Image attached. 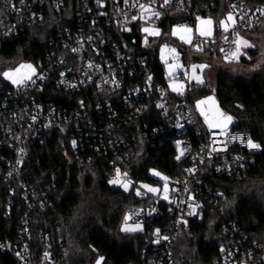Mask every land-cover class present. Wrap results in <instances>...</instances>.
<instances>
[{
  "label": "trees",
  "instance_id": "16d2710c",
  "mask_svg": "<svg viewBox=\"0 0 264 264\" xmlns=\"http://www.w3.org/2000/svg\"><path fill=\"white\" fill-rule=\"evenodd\" d=\"M185 1L197 10L199 17L213 20L214 41L201 43L202 51L172 37L173 26L185 19L176 3L163 11L158 22L161 35L150 38L144 48L138 24L106 27L105 20L94 18L99 41L105 42L102 49L106 57L112 58L114 66L116 50L124 58H133L130 62L123 60L125 67L120 63L119 67L125 69L135 65V57L144 59L143 67L139 65L140 72L132 77L125 75L120 87L113 91H102L91 85L71 92L55 83L59 69L81 65L80 59L66 52L63 28L75 35L81 26L88 29L93 20L94 15L86 16L76 0L66 1L60 12L47 9L42 19L29 23L16 38L2 43L0 72L20 63H31L39 70H46L49 79L43 86L28 91V97L66 116L60 120L62 129L50 128L39 139L28 140L27 157L12 184L15 195L8 214L4 198L7 188L0 177V241L11 239L10 233L27 207L20 198L18 184H22L29 191L45 194L48 201L44 211L31 213V244L39 247V228L44 222L53 224L62 238L63 264H96L101 257L103 264H142L146 258L153 257L154 251L148 244L150 231L167 218L153 219L142 231L123 232L124 217L132 209H143L151 202L148 197L137 194V186L123 190L110 186V181L115 177L116 168L122 165L138 186L154 184L150 171L167 178L183 175L191 160L176 159L177 145L182 137H188L196 146L197 133L193 127L182 133L171 129L156 109L155 100L159 91L163 92L172 112L183 102L193 105L213 92L219 108L232 117L231 128L248 133L261 151L236 177L218 175L207 164L201 166L202 182L196 186L203 203L202 219L178 234L171 248L172 258L179 264H215L223 253L230 251L238 263L264 264V67L251 68V60L257 55L252 50L235 63L227 61L216 42L222 34L219 22L234 3L239 17L245 11L264 7V0ZM195 22L192 18L190 24L194 26ZM263 25L261 22L252 28H239V37L259 35ZM165 43L180 52L185 67L194 63L208 65L203 70V84L189 83L182 94L169 89L159 61V48ZM60 57L66 62L64 66L56 64ZM213 62L219 66L210 82ZM149 77V98H134L132 91L148 86ZM9 89L0 76V103L6 100ZM70 112H76L75 116L70 117ZM71 140L76 141L75 148ZM4 151L0 149V166L9 157ZM0 264L16 262L9 253L0 251Z\"/></svg>",
  "mask_w": 264,
  "mask_h": 264
},
{
  "label": "built area",
  "instance_id": "2783aa9c",
  "mask_svg": "<svg viewBox=\"0 0 264 264\" xmlns=\"http://www.w3.org/2000/svg\"><path fill=\"white\" fill-rule=\"evenodd\" d=\"M66 1L71 0H0V47L5 41L16 38L29 23L42 19L47 9L52 8L56 12H60ZM76 1L79 2L76 4L77 6L80 4L86 16L89 17L92 14L94 16L91 26L87 27L88 29L81 26L75 35H71L68 28H63L62 30L63 35L67 39L65 43L66 52L74 58L80 59L81 65L75 68L67 66L59 69L55 83L58 87L71 92L91 85H96L102 91H113L120 87L125 75L128 77L135 76L140 72L139 65H143V57L137 56L135 57L134 66L126 69L119 67L120 63L125 67L123 60L126 59L130 62L133 58L130 56L124 58L125 56H121L120 52L116 50L114 58L116 59L117 67L114 66L112 58L106 57L102 49L105 42L99 41V30L94 29L93 26V23L96 24V19L94 20V18L105 20L106 27L116 24L121 28L127 23L138 24L142 34L141 46L144 48L150 38L157 36H148L147 43H145L146 33L142 29L146 26L158 28V22L162 18L163 11L171 8L175 3L177 4L176 8L184 12L185 19L174 25L173 28L182 24L192 28L193 25L190 24L192 18L197 21V17H199L197 10L190 8L185 0H169V4L164 8H160L163 3L154 0L153 10L159 11L160 17L158 20L153 19L150 24H146L144 20L139 18L136 20L131 19L134 15L139 17L141 10L130 5L133 3L147 4L148 0H129V4H125V0ZM236 4L234 3L233 5ZM233 5L230 12L234 15L236 24L227 33L220 29L222 34L216 40L219 50L223 48L226 52L235 48V45L230 43V41L235 39L233 33L238 32L239 28L248 29L264 22V16L257 11L258 9L264 10V7H258L252 12L245 11L244 14H240L237 17ZM126 17L127 19H125ZM238 18L240 19L239 21ZM225 36L228 37V43L224 40ZM199 40L202 43L214 41L213 38L205 39L203 37H199ZM186 46L190 47L189 45ZM72 49H78V51L73 52ZM220 53L225 59V53L221 51ZM88 62H92L93 68H87ZM65 63V60L60 57L56 64L64 66ZM57 65L56 67H58ZM190 66L186 68L190 69ZM61 73L65 75L61 76ZM85 73L90 74L91 79ZM41 75L44 77L42 80L37 78ZM113 78H115L116 84L110 82ZM33 79L35 80L34 84L29 81L21 86L12 87L2 78L3 82L8 84L10 88L6 91V100L0 103V149L5 150L9 154V157L0 166L1 182L7 188L4 197L7 200L5 204L7 214L10 211V201L15 195L12 184L20 175L23 162L27 157L26 145L28 140L39 139L41 133L50 128L62 129L60 120L66 116L65 113H61L52 107H45L43 104L37 103L28 97V91L39 88L47 82L49 73L44 69L39 70L36 68V76H33ZM176 79L185 82L186 87L189 85L188 80L182 77V74H179ZM105 80H108L109 83H105ZM61 81L64 82L61 83ZM71 85H75V87ZM149 86H151L150 83H148V86L139 87L133 90L131 95L134 98L148 99L150 96ZM165 98L166 95L159 91L158 98H156L154 104L156 109L167 119L169 127L179 133L193 127L198 136V144L193 146L188 137H182L179 140L177 155L181 149H185L184 155L180 159H190L191 165L183 175L168 178V191L166 193L164 191L165 181L162 179L164 176L154 175L153 171H150V174L155 179L154 184L144 183L138 186L129 171L123 168V165L122 167H117L120 169L121 174L127 173L126 178L123 175L121 176L122 182L128 183L129 188L137 186L136 192H139V196L142 198L148 197L151 202L150 205L143 209H132L128 213V215H131L129 223H139L143 230L144 225L153 221V219L159 217L162 219L167 218V220L164 219L161 224L153 227L150 231L148 244L152 247L154 254L153 257L146 258L142 264H179L173 260L171 248L178 234L188 230L192 222L200 221L203 215V203L199 198L200 192L196 186V184H201L202 182L199 177L201 166L207 164L218 175L236 177L253 163L254 155L261 151L260 147L258 149L248 148L246 146L247 139H251V136L248 133L232 129L231 123L224 129L213 128L210 130L205 123L204 116L201 115V110H203L210 117L204 104L198 109L196 106L197 102L193 105L183 102L176 110L170 112ZM158 104H163V108L157 107ZM75 114L76 112H70L69 115L74 117ZM213 116L215 117L216 114H213ZM213 133H216V135H213ZM233 137L244 138V142L242 143L240 139L234 140L232 139ZM72 141L74 140H71V145ZM213 141L216 142L213 143ZM213 148L218 150L212 151ZM21 149H23V153H21ZM143 185L156 188L158 191L155 193L150 192L147 188L142 187ZM18 188L21 191L20 198L25 201L27 207L19 215L15 229L10 233L11 239H6L5 242L0 241V251L9 253L16 264H63L62 262L65 258L64 246L62 238L55 230L53 224L44 222L39 228L38 237L41 243L39 247L36 244H31L33 227L30 216L33 211H44L48 207L47 196L43 193L38 194L29 191L22 184H18ZM165 195H167V199H164ZM189 205H199L195 209V214H190L192 209ZM135 213H138V215ZM157 230H159V237H161L158 243ZM162 237H167L168 239L164 240ZM45 253L48 255L46 256ZM222 255L220 261L215 264H243V262L238 263L234 253L230 251Z\"/></svg>",
  "mask_w": 264,
  "mask_h": 264
},
{
  "label": "snow or ice",
  "instance_id": "6c2138e0",
  "mask_svg": "<svg viewBox=\"0 0 264 264\" xmlns=\"http://www.w3.org/2000/svg\"><path fill=\"white\" fill-rule=\"evenodd\" d=\"M99 2V0H98ZM125 4H129V0H125ZM153 4H154V0H148L147 4L144 3H139V4H131V7H138L141 11H140V15L139 17L137 16H132L131 19L132 20H136V19H142L145 21L146 24H150L153 19H159L160 17V12L159 11H154L153 10ZM169 4V0H164L163 4L160 5V8H164ZM233 8H235V5H233ZM257 11L260 12V15L264 16V10H260L258 9ZM127 19V17L125 18ZM241 19H243V17H241ZM197 21H198V25L197 28L195 29V36L193 35V29L191 27H188L187 25H178L176 27H174L172 29L171 35L173 37H178L180 39V41L186 45H189L191 48H193L196 51H202V47H200V44L202 43V41L199 40V37H211L213 35V20L211 18H207V19H203L201 17H197ZM236 24V20L234 18V15L230 12L225 20H221L219 22V27L223 30L224 33H227L229 31L230 28H233ZM126 30H130V29H126ZM142 31L144 33H146L145 36V43H147V38L148 36H159L161 35L160 31L158 28H153L151 26H146L142 29ZM235 36V39H233L232 41H230V43L235 45L234 49H230L229 51H225V49L221 48L220 51L225 53V59L228 60L229 62L233 61V60H238L239 59V55H240V51H241V45H243L244 47H248V41L247 40H243L239 37V33L238 32H234L233 33ZM91 39V38H89ZM224 40L226 43L229 42L228 37L225 36ZM195 41V42H194ZM73 52L78 51V49H72ZM160 52H161V59L164 60L166 63H168L167 60V56L170 55L173 59V61L177 60L179 57V52L175 47H169V45L167 43H165L163 46L160 47ZM167 53V55H166ZM93 64L92 62H88L87 64V68L91 69L93 68ZM99 67V66H96ZM169 67V75H173V72L178 69V68H183V65L177 64L175 62L173 63H169L168 65ZM208 65L206 64H193L190 66V71L192 73V79L196 80L197 83H203V80L196 75L197 70L199 69V71L202 73L203 70L205 68H207ZM189 70H184V72L182 73V77H187L188 75V71ZM89 79H91V75L88 73H85ZM64 73H61V76H64ZM0 76H3L4 79L11 81L12 84L17 85V86H21L23 84H25L26 82H31V83H35V80L33 79V76H36V68L31 65V64H20L18 67H16L15 69H10L8 71H3L0 72ZM38 79H44V77L38 76ZM149 83L151 82V77L148 78ZM64 81H61V83H63ZM105 83H109L108 80L104 81ZM111 83L116 84V80L115 78H113L111 81ZM83 83V81H82ZM72 87H75V85H71ZM118 86V85H117ZM170 87L172 89V91L174 92H181L182 94V89L184 88L183 84H170ZM209 101H212V97H208L207 100H200L197 102V108L199 109L201 107V105L208 103ZM157 107H161L163 108V104H158ZM201 115L204 116V120L205 123L208 125L209 129H213V128H219L221 127V124H223V127H227V125L229 123H231L232 121V117L231 116H225L223 113H216V116H218L220 119H217L216 117H213V119H209V115L204 112L203 110H201ZM213 135H216V133H213ZM232 139H240L241 142H244V138H237V137H233ZM216 141H213V143H215ZM72 145L75 148L76 147V141H72ZM248 148L250 149H258L260 147L259 144L254 143L250 138L247 139V145ZM218 149L213 148L212 151H217ZM185 149H181L179 154L177 155L176 159L179 160L183 155H184ZM21 153H23V149H21ZM211 155V153H210ZM188 171H193V170H188ZM154 175L160 176L161 174L159 172H155L153 171ZM123 175V177H127V173H123L121 174V171L119 168H116L115 170V178L113 180L110 181V183L112 184H122V186L125 188V190L128 189V183H123L121 176ZM162 179L165 181L164 184V191L165 193L168 191V178L167 177H162ZM142 187L147 188L148 191L150 192H157L158 189L156 188H151L147 185H143ZM139 195V192L137 193ZM164 199H167V195L164 196ZM189 207L192 209V212L190 214H195V209L197 207H199V205H189ZM136 215H138V213H135ZM131 219V215H126L124 217V226L122 227V231L124 232H135L138 230H142V226L139 223H134V224H129L128 221ZM157 243L159 242V239H161V237H159V230H157ZM162 239L167 240V237H162ZM45 255L47 256L48 254L45 253ZM96 264H103V258L101 257L99 260H97Z\"/></svg>",
  "mask_w": 264,
  "mask_h": 264
},
{
  "label": "rangeland",
  "instance_id": "374dc122",
  "mask_svg": "<svg viewBox=\"0 0 264 264\" xmlns=\"http://www.w3.org/2000/svg\"><path fill=\"white\" fill-rule=\"evenodd\" d=\"M229 14V13H228ZM227 14V15H228ZM261 29V32L259 35H247L245 36V38H243V40H247L248 41V44L249 46L248 47H244L243 45H241V51H240V55H239V58L241 56H243L245 53H247L248 51L252 50V51H256V57L253 58L251 60V68L253 69H259V68H262L264 67V25L260 28ZM250 36V37H249ZM242 39V38H241ZM163 46V45H162ZM169 47H173V46H170ZM179 52V51H178ZM167 55V53H166ZM167 60H168V63H166L164 60L161 59V52H160V48H159V61L160 63L163 65V68H164V73H165V79L167 80L168 82V87L169 89L172 91L171 87H170V84H183L184 85V88L181 90L182 93L185 91L186 89V85H185V82L183 81H180L178 79H176V77L179 75V74H182L184 72V70H189L187 69L183 63H182V59H181V54L179 52V57L177 60L173 61L172 57L170 55L167 56ZM239 60V59H238ZM238 60H233L231 61L232 63H235L236 61ZM214 61V60H213ZM228 61V60H227ZM177 63V64H180V65H183V68H178L176 69L174 72H173V75H169V63ZM214 63V62H213ZM20 64H31V63H20ZM20 64H18L16 67H18ZM196 65H199V64H202V63H194ZM32 65V64H31ZM193 65V64H192ZM219 65L218 64H215L210 68V82H212V78L214 76V74L216 73L217 71V67ZM15 67V68H16ZM13 68V69H15ZM196 75H198L204 82V78H203V72L201 73L199 71V69L197 70V73ZM192 73L191 71L189 70L188 71V75L187 77L185 78L186 80H188L189 83H193L195 85H201V83H197L196 80H193L192 78ZM3 78V76H2ZM3 80L6 82V83H9L12 87H18L17 85H14L11 83V81L9 80H6L3 78ZM203 84V83H202ZM174 92V91H173ZM174 93H180L181 92H174ZM208 97H212V101H209L208 103L204 104L210 114V117L209 119H213V114H216L217 112L219 113H223V111L219 108L218 106V103H217V99L214 95L213 92L211 93H208V94H205L204 96H202L200 99H198L196 102L200 101V100H207ZM224 114V113H223ZM225 115V114H224ZM226 116V115H225ZM217 119H220L218 116H215ZM230 124V123H229ZM228 124V125H229ZM207 125V124H206ZM227 125V126H228ZM225 127H223V124H221V127L217 128V129H224ZM113 180V179H112ZM110 186L112 187H115V188H121L123 190H125V188L122 186V184H112L110 183ZM129 189V187H128ZM155 193V192H154ZM129 223V221H128ZM130 224V223H129ZM124 226V225H123ZM124 232V231H123ZM136 232V231H135ZM126 233H132V232H126Z\"/></svg>",
  "mask_w": 264,
  "mask_h": 264
},
{
  "label": "crops",
  "instance_id": "0c3cea01",
  "mask_svg": "<svg viewBox=\"0 0 264 264\" xmlns=\"http://www.w3.org/2000/svg\"><path fill=\"white\" fill-rule=\"evenodd\" d=\"M226 17H227V15H226L222 20H225ZM203 19H207V18H203ZM197 25H198V21H196L195 25L192 27V29L194 30V31H193V35L195 34V29L197 28ZM172 29H173V28H172ZM220 29H221V28H220ZM221 30H222V29H221ZM213 34H214V29H213ZM172 37H173V36H172ZM173 38H174L175 40H177L178 42L182 43L178 37H173ZM203 38H205V39H211V38H213V35H212L211 37H203ZM182 44H183V45H186V44H184V43H182Z\"/></svg>",
  "mask_w": 264,
  "mask_h": 264
}]
</instances>
